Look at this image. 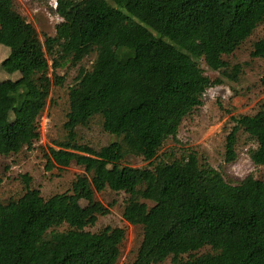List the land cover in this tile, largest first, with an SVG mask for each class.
I'll return each instance as SVG.
<instances>
[{
  "label": "trees",
  "instance_id": "16d2710c",
  "mask_svg": "<svg viewBox=\"0 0 264 264\" xmlns=\"http://www.w3.org/2000/svg\"><path fill=\"white\" fill-rule=\"evenodd\" d=\"M53 12L61 21L43 38L45 57L30 51L34 28L13 0H0V47L8 49L0 73L18 75L0 79V155L31 149L51 88L63 82L56 70L94 54L68 87L65 136L46 154L47 169L75 164L83 173L49 198L24 175L25 192L0 201V264H118L125 230L88 229L109 214L94 198L106 188L127 195L122 217L142 229L129 264H264V182L250 175L232 184L194 153L158 155L214 83L201 62L238 80L240 67L223 56L264 23V0H57ZM251 48L264 63V37ZM259 83L264 90V67ZM95 117L115 137L97 149L76 141ZM230 121L224 162L236 160L242 131L255 144L250 160L264 166V104ZM127 156L149 167L121 166Z\"/></svg>",
  "mask_w": 264,
  "mask_h": 264
},
{
  "label": "rangeland",
  "instance_id": "374dc122",
  "mask_svg": "<svg viewBox=\"0 0 264 264\" xmlns=\"http://www.w3.org/2000/svg\"><path fill=\"white\" fill-rule=\"evenodd\" d=\"M15 10L34 28V35L29 39V49L46 57L43 44L45 36L55 35V26L61 21L53 12V0H13ZM116 16H128L126 10L114 8ZM264 37V23L232 54L223 56L230 66L238 65L241 73L238 80L231 81L217 71H212L201 62L204 74L214 82L204 93L202 105L183 119L177 136L168 139L158 155L161 159L180 160L189 153H194L200 163L209 164L220 171L232 184H238L247 176H253L264 182V166H256L250 160L248 150L255 147L242 131L238 134L236 145L237 158L232 163L224 162V142L233 123L230 118L240 115H252L260 104H264V90L259 79L263 73L264 63L259 58L250 56L252 44ZM8 56V49L0 47V65ZM95 55H89L78 66L66 65L56 74L63 78L62 85L53 86L45 108L38 118L39 139L31 149L24 147L16 154L0 155V201L19 198L25 192L23 176L30 178L29 187L36 189L44 198L67 191L71 183L83 170L75 164L66 168L47 169L46 154L49 148L57 149L55 142L65 136L63 124L69 109L68 87L72 85L79 66L90 69ZM52 68L49 69L51 76ZM17 74H2L0 79L16 80ZM219 83L216 84V82ZM100 117L93 118L87 127L76 129V141L82 145L100 148L115 140L104 132ZM150 162L140 157L127 156L121 166L149 167ZM127 195L113 192L106 188L101 193L94 192V198L109 208V214L98 217L90 231L105 226L119 227L125 230L126 238L120 249L118 264H129L135 258L136 250L142 239V229L127 223L122 211ZM161 264H170L166 259Z\"/></svg>",
  "mask_w": 264,
  "mask_h": 264
},
{
  "label": "built area",
  "instance_id": "2783aa9c",
  "mask_svg": "<svg viewBox=\"0 0 264 264\" xmlns=\"http://www.w3.org/2000/svg\"><path fill=\"white\" fill-rule=\"evenodd\" d=\"M57 0H53V7H56Z\"/></svg>",
  "mask_w": 264,
  "mask_h": 264
}]
</instances>
